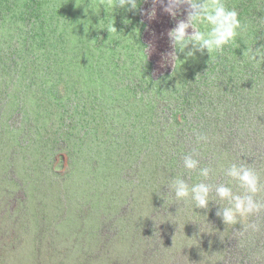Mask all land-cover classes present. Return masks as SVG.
I'll list each match as a JSON object with an SVG mask.
<instances>
[{"label":"rangeland","instance_id":"374dc122","mask_svg":"<svg viewBox=\"0 0 264 264\" xmlns=\"http://www.w3.org/2000/svg\"><path fill=\"white\" fill-rule=\"evenodd\" d=\"M107 2L114 0H72L68 10L70 16L78 18L79 35L73 32L72 25L65 29L62 24L57 25L66 44L59 50V56L65 60L64 66L75 69L72 75H63L65 85L58 87L56 95L64 103L66 98L77 99L74 106H70L75 121L67 124L62 123V107H45L44 95L34 97L33 91L27 90L32 72L26 70L27 63L17 55L26 50V42L36 46L40 41L49 40L40 36L30 17L38 7L30 6L31 0H0V264H264V231L245 230L247 223L257 218L225 225L216 216L218 205L214 202L207 210L176 202L168 193L167 185L161 184L164 178L170 182L178 175H183L190 183L199 181L196 173H186L182 165L183 155L193 148L200 153L202 166L219 161L225 167L232 162H244L255 168V163L259 162L252 160L262 158L257 170L264 174L261 146L255 141L257 137L255 142L249 139L247 130L252 127L237 125L231 118L224 119L217 128H197L187 135L186 144L177 142L180 143L177 162L172 164V171L165 173L151 162L153 156L150 159L146 149L155 150L159 146L158 159L168 161L165 148L169 138L157 136L161 141L153 138L155 133L151 129L147 130L146 139L137 134L143 121L139 113L148 114L147 122L151 117L158 119L152 121L154 124L150 128L162 130L169 117V106H173L180 95L186 97L183 92L161 97L163 93L158 91L161 79L181 71L176 69L177 61L173 65L168 58L171 51L168 32L178 20L185 18L183 9L173 18L154 0H136L135 9L126 6L113 11ZM224 2L235 10L240 5L235 0ZM53 6L46 3L43 10L49 17L61 20L58 11L52 12ZM87 10L93 14V21ZM253 12L256 23L259 20L264 23V2L260 0ZM102 18L109 21L104 23ZM98 28L100 31L96 30ZM108 30L112 33L110 40L118 48L115 62L120 86L117 87H130L132 101L136 104L144 101L142 110L137 108L139 122L122 105L107 109L98 102L102 95L95 91L101 83L95 79V73L88 76L83 70L85 67L89 74L93 73L91 61L94 60H87L86 64L88 55L84 51L91 48L97 36L107 37L105 31ZM87 31H92L94 37ZM22 37L28 39L23 42ZM101 42L102 39L98 45ZM231 46H226L222 52L208 54L205 68L192 76L194 83L188 84L191 99L202 97L206 92L218 96L219 90L210 84L212 81L218 86H227L228 92L234 87L236 91L237 85L224 82L220 66L212 73V67L225 59L224 52ZM81 47L84 50L79 49ZM142 51L153 69L125 66L128 60L136 58L132 53L142 59ZM184 68L190 69L187 65ZM13 69L14 74H7ZM147 70L154 83L147 81ZM80 71L83 75L79 77ZM34 76L36 83L41 81L35 73ZM193 86L197 92L193 91ZM80 90L82 93H77ZM26 97H30L26 102L12 101ZM116 99L121 100V97ZM160 100L167 103H160ZM149 101H156L154 111L146 106L145 102ZM248 104H243L245 113L241 115L235 107H228V112L243 116L247 125L258 128L262 124L264 127V108L252 101ZM16 107L23 109L17 111ZM106 110L108 113H104ZM133 121L136 127L130 128ZM180 124L179 129L184 127V122ZM112 129L115 135L108 133ZM195 132L205 134L207 142L197 145ZM101 149L103 161L100 162ZM136 155L140 168L146 165L145 169L156 168L160 172L157 176L142 174L144 179L132 186L117 178L123 179L135 172L129 166L137 162L131 165ZM108 167H113L109 169L113 171L112 178H116L118 186L126 192L118 191L116 182L111 185L110 180L103 178ZM115 172L120 177H115ZM227 180L218 175L213 182L226 183ZM259 220L264 222V215ZM158 228L163 232L159 236L161 242L154 233H158Z\"/></svg>","mask_w":264,"mask_h":264},{"label":"trees","instance_id":"16d2710c","mask_svg":"<svg viewBox=\"0 0 264 264\" xmlns=\"http://www.w3.org/2000/svg\"><path fill=\"white\" fill-rule=\"evenodd\" d=\"M261 1L264 2V0ZM235 2L240 3L239 6H236V11L237 12L239 11L238 13L241 22L245 24L247 27L237 37L235 44L229 47L230 50L224 52L225 59L222 60L221 62H217L214 65V67H212V73L214 72L217 66L218 67L220 66L222 70V74L224 75V82L227 85H232V84H235V86L237 85L236 91H234L235 88L234 87L231 92H228L229 90L227 89V86L221 87L218 86L216 83H214V81H212L210 84H212L215 87V89L219 90L218 96L207 94L206 92L202 97L191 99V90L188 89V84L191 82L194 83L192 76L199 74L201 70L205 68L206 64L208 63L207 58H209V55L207 54L208 55L207 56L206 52L203 54L197 52L194 56L185 59V54L180 53V59L182 61L176 62L177 63L176 69H180L181 71L174 74H167L166 77L161 79L160 82L158 83L159 86L158 91H161L163 93L161 97L173 96L174 94H178L180 92H183V94L186 95V97L183 98L180 95L181 98L177 99L176 103L173 106L169 104L170 105L168 111L169 117L166 120L167 121L166 126L162 130L150 128L154 124V122L152 121L158 119H153V117H151L150 118L151 121L147 122L146 118L148 114H144L143 112L139 113V116L142 117L143 121L140 122L141 126H138L137 128L138 131L137 134H139V136H142V139L147 138L146 137V135L148 134L147 130L149 129L153 130L155 133V134L153 133L154 135L150 134L153 136V138L155 137L158 140L160 139L157 136L169 138L168 145L165 148V153H166V149L168 150V155H169L168 161H162V158L158 159L157 151L159 149L158 146L159 144L157 145L158 147L155 150H149L146 149L147 147H145L146 151L149 154L150 159L151 156H153L151 162H153V164L164 173L172 171L173 170L172 164L177 162L178 153L180 149V143L178 144L177 142L180 141L181 144L182 142H185L186 144L187 142L186 138L189 133L196 131L197 128L199 127L201 128L202 126H205L206 130H210L211 128H217L220 126V123L224 121V119L232 118L233 123H237V125L240 124L242 125V127L247 126V128H249L251 126L252 128H249L247 130L249 131L248 134L249 139L252 138V141H254L255 137H257L255 141L259 142V145L261 146L259 148V151L261 155L264 156V127H261L262 124H260L259 125L260 127L258 128L254 127V125L252 124L247 125L245 124L246 121L243 118V116L231 115L230 114L231 112L230 113L228 112L229 111L228 107H233V108L235 107L238 109L237 113L241 115L245 113V111H243V104L247 103V106H249L250 104H248V102L250 101H252L253 103L255 102L256 106H259L260 108L261 107L264 108V63L257 64L248 59V50L250 48H253V46H255V48H260L261 51L264 52V33H263L264 23L260 22V20L256 23V15L253 12V8L257 7V3L260 4V0H252L248 3L246 2V0H235ZM46 3L54 4V6L52 7L53 8L52 12L58 11V15L60 16L61 14V20H57L56 17H49V15L46 14V12L44 11ZM30 6H35L36 9L38 7V9L35 11V14L33 13L34 15L31 14L30 16L34 20L35 29H37L41 37L43 36L44 38H49V40H45L44 42L40 41L36 46L33 45V43L31 42H26L27 43V45L25 46L26 50H22L17 54L19 55L20 60H24V62L27 63V66L25 65L26 70L28 71L31 70L32 72V77L29 74L30 83L28 84L27 90L33 91L34 97H39L41 95H44L43 99H46L45 107L46 106L51 107V109L58 108V106L62 107L60 110L62 123L65 122H67V124L69 122L71 123L72 121L75 120L72 119L70 106H74L73 103L76 102L77 99L66 98L64 103V101L61 98L57 97L56 95L58 92V87H60L61 85H65L63 82L64 81L63 75L70 76L75 71V69L72 68L74 66L72 67L64 66L63 63L65 60L64 59L62 60V58L59 56V54L61 53L59 50L61 48L63 49L62 45L65 46L66 44L63 43L64 35L57 26L59 24H62L63 29H65L69 25L70 26L72 25L71 27H73V29L75 28L73 32L77 34L78 32H80L79 28H76L77 26L76 24L79 22L77 21L78 19L77 16H74L73 18L72 16H70L71 13L68 10V8L72 7V0H58V2L56 3H53L51 0L48 1L31 0ZM39 6L41 8H39ZM87 15H90V18L93 21V14L90 13L88 10H87ZM20 18L22 17L20 16ZM26 19L24 21H26ZM101 21L105 23L109 20L106 18H102ZM48 29H50L51 31L50 33L47 31ZM96 30L100 31L99 28ZM87 32L89 35L94 37V33H92V31L91 32L87 31ZM28 33H30V31ZM105 33L107 37L98 38L97 36L95 40H93L95 42L93 43V45H91V48L87 51L86 50L84 51V54L88 55L85 58L86 64H87V60L90 61L94 60V62L91 61V65L93 67V73L89 74L87 72V68L85 67H83V70L86 72L88 76H92L95 73V79H99L98 81L101 83V85H99L98 89L95 91L97 94L102 95L101 99H99L98 102H102V105H104L107 109H110L112 105H116V106L122 105L127 111L129 110V115L131 117H135L137 122H139L140 120L137 117V112H138L137 108L139 106L142 110L144 101L141 100L139 104H136L137 103L136 101L135 102L132 101V96L130 95L132 92L130 91V87L128 88L117 87L120 86L118 85V81L120 79L119 76L116 74L118 67L115 62L118 48L116 47L115 43L113 44V42L110 40L112 34L111 30L105 31ZM27 39H28L27 37L23 38V42H25ZM100 39H102V42L98 45ZM79 49L84 50L82 49V47ZM142 53H143L142 59L139 56H137L135 53H132V57H136V58L132 60H128L125 66L134 67L136 65V67H141V68L150 67L153 69L151 63L150 65H148L149 62L147 61V56L144 55L143 51ZM8 55H9V51L7 52V56ZM79 58L80 57H78V59ZM7 60L8 58L4 61V63ZM185 65H187L190 69L186 70L184 68ZM14 73H15L14 69L7 72V74H14ZM34 73L36 74L38 79L41 78V81L36 83ZM43 75H44V79L42 80ZM82 75L83 73L80 71L79 77ZM145 77H147V81H149L150 83L155 82V80L153 79L152 75L148 72V70L147 73L145 74ZM246 78L250 80L247 81ZM203 81H205V79L200 81V83H202ZM22 82H24V77H22ZM109 82H111V84ZM246 82H251L253 84L248 86ZM238 87H240L241 89H239ZM81 90L80 92L77 93H82ZM199 90H200V86H199ZM193 91L197 92L194 86H193ZM168 92H171L172 94L167 95ZM164 93L167 94L164 95ZM15 94L17 96V93ZM111 94L116 96L115 100L113 99L114 96H111ZM30 97H26L25 100L15 99L12 101L26 102L27 99ZM117 97H121V100L116 99ZM204 97H211V98L204 99ZM105 98H108L109 100ZM145 103L146 106L150 107L152 111L155 110L154 107L156 105V101H149ZM160 103H167V102L164 100H160ZM26 105L27 104H25L24 108L27 111ZM21 109H23V107H16L17 111L18 110L20 111ZM108 111L109 110H106L104 113H108ZM112 117L113 114L110 116L109 122L112 121ZM183 122H184L183 125L184 127L179 129L180 126L178 125H181L180 123ZM143 123H144V129L142 130L141 127ZM129 127L130 128L136 127V122L133 121V123ZM113 130L114 129L110 130L108 133L115 135L116 133H114ZM106 139H108V137H106ZM104 148L105 151L108 150V147H104ZM101 152L102 149L99 150V156H98L101 157L100 162L103 161ZM98 157H96V161L99 160ZM136 158L137 155L133 159L131 165L134 163V161L135 162L137 161ZM252 161L259 162V163H255V168L257 169V167H260L261 165L260 162L262 161V158H260V161L258 160V158H255ZM144 166H145L144 168H140L139 160H138L135 164L132 165V167L129 166V168L134 169L135 172L131 173L129 176L126 177L121 176L124 177L123 179L122 178H117V179L125 181V183H127L128 185L131 184L132 186H134L135 185L134 183L137 180L141 181L144 179V176L143 177L141 176L142 174L147 175L148 173L150 176L151 175L157 176V174L160 172L156 168H148L147 170L145 169L146 165ZM110 168L113 167H108L107 169H105L106 172H104L103 178L110 180L111 185H113L116 182L115 187H117L118 191H125L120 186H118L120 185V183L116 180V178H112L113 171H110L109 170ZM95 172L97 173V171ZM135 174H137V176H135ZM114 175L115 177H120L117 174V172H115ZM168 183L169 182L167 178H164V180L161 182V184L165 186L168 185ZM148 187H150V184H148ZM183 222H189V221L183 220ZM157 232L158 233L156 232L154 233L158 237V242H161L159 236L163 232L160 231L159 228L157 229ZM151 235L152 233L148 234V236ZM262 249H264V247Z\"/></svg>","mask_w":264,"mask_h":264},{"label":"clouds","instance_id":"9594fccd","mask_svg":"<svg viewBox=\"0 0 264 264\" xmlns=\"http://www.w3.org/2000/svg\"><path fill=\"white\" fill-rule=\"evenodd\" d=\"M154 3L161 4L163 11L173 18L181 9L185 13V18L178 20L168 32L171 46L168 58L173 65L182 61L180 53H184L187 59L197 52L209 55L222 52L226 46L235 44L247 27L235 8H229L224 0H154ZM126 6L135 9L137 2L114 0L108 4L112 11ZM248 59L257 64L264 63V52L260 48H250ZM194 135L197 145L207 142L205 134L195 132ZM182 165L186 173H196L200 179L190 183L183 175L172 178L167 189L176 202L205 210L214 202L218 205L216 216L225 225H237L246 218L255 217L257 219L250 220L245 230L264 231V222L259 220L264 215V174L244 162H232L225 167L216 161L202 166L197 148L183 155ZM218 175L227 177V182L214 183Z\"/></svg>","mask_w":264,"mask_h":264}]
</instances>
